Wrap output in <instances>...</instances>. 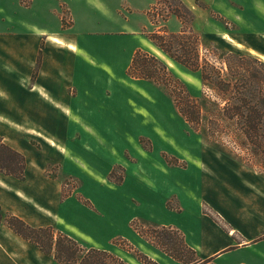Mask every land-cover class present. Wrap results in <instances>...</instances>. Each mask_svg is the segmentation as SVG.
Here are the masks:
<instances>
[{"label": "crops", "instance_id": "1", "mask_svg": "<svg viewBox=\"0 0 264 264\" xmlns=\"http://www.w3.org/2000/svg\"><path fill=\"white\" fill-rule=\"evenodd\" d=\"M71 1L67 5L60 0H0V121L6 133L14 129L11 121L24 124L19 120L34 118L51 127L56 124L59 131L61 120L69 119L67 138L69 142L77 138L74 147L80 145L79 137L93 131L85 120L90 117L86 114L88 99L104 98V67L111 71L112 63L124 73L134 52L151 43L142 30L151 23L147 10L154 0ZM61 6H66L63 11L67 16H62ZM172 20L182 27L177 17ZM92 33L101 36L97 40ZM125 49L127 60L119 57ZM26 128V136L44 142L41 151L36 153L24 145L28 151L23 154L5 143L0 134L1 141L25 160L22 179L0 175L2 214L14 215L31 227L52 226L55 233L70 237L84 251H104L101 264H264L263 174L255 171L248 175L235 161H226L224 166H213L212 175L198 171L202 176L194 180L196 187L167 177L161 180L163 193L140 187L128 196L133 211L125 210L124 204L109 206L104 213L88 209L95 218L104 215L95 220L98 229H88L65 221L50 202L38 201L25 189L24 185L39 190L50 186L49 176L33 175L34 169H44L47 160L54 156L60 161L64 155L63 146L50 131ZM32 156L42 161V166L36 168ZM126 181L124 176L120 185ZM107 182L104 188L120 187ZM189 249L194 252L192 261ZM80 261L60 262L54 250L47 254L0 223V264Z\"/></svg>", "mask_w": 264, "mask_h": 264}, {"label": "rangeland", "instance_id": "2", "mask_svg": "<svg viewBox=\"0 0 264 264\" xmlns=\"http://www.w3.org/2000/svg\"><path fill=\"white\" fill-rule=\"evenodd\" d=\"M60 1L67 5L69 2L72 3L71 0ZM182 2L193 14L191 16L180 8L188 22L192 18L187 26L199 37L200 56L206 54L209 60L218 62L226 53L236 51L264 62L262 57L264 56V0H186L187 4L183 0ZM63 7L65 9L66 6ZM63 7L62 16H67ZM173 7H179V4L173 0H154L147 10L151 23L142 30L144 36L148 38V35L153 33L180 31L182 27L180 28L175 20H172L174 15H170L171 20L167 21L170 17L168 9ZM177 27L180 28L178 31H172ZM99 36L101 35L92 33L94 39L98 40ZM150 42L153 43L151 40ZM151 43L148 42L147 47L142 49L147 54L146 56L143 54L142 58L145 63L154 68L155 62L150 55L157 57L165 63L168 73L174 79L184 82L200 103L206 101V107L202 110L201 124L197 130L188 125L178 113L164 84L151 78L132 77L128 75V69L122 73L123 70L112 63L109 65L114 68H110L112 72L104 67V98L101 99L98 95L88 99L86 114L90 117H86L85 120L93 131L90 132L91 134L79 137L80 145L74 147L73 142L77 141V138L71 142L67 138L68 124L71 123L69 119L61 120L63 128L59 131L56 124H53L56 128L54 129L46 125L47 122L34 118L19 120L25 122L24 124L11 121L14 129L7 133L3 121H0L3 141L23 154L28 151L24 149L26 146L36 153L38 149L41 151L40 144L43 142L37 138L33 139L32 136H26L23 132L28 130L26 126L43 128L48 133L50 131L55 136V140L63 146V159L58 161L53 156V160L52 158L47 160L48 164L44 169L41 168L43 172L37 168L39 164L42 166V161L39 163L37 157L32 156V163L37 168L34 169L33 175L38 173V175H48L51 185L45 186L44 190H39L34 185L28 187L24 185V187L38 201L46 204L50 202L49 206L54 208L65 221L81 224L88 229L93 227L98 229L100 224L95 220H101L104 215L95 218L88 209L92 211L97 209L99 213H104V209L109 206L117 208L118 205L124 204L122 207L125 210L133 211V204L126 199L135 195L138 188L163 193L165 185L161 180L167 177L196 187L194 180L202 176L197 173L198 171H203L204 175H212V167L224 166L226 161H235L248 175H253L255 171L263 174V168L255 156H250L253 157L251 160L249 157L248 163L251 166L246 165L243 159L246 153L233 147L229 142V136L208 137L206 123L208 117L214 116L212 102L218 101V95L209 87L202 85L194 73L174 63ZM126 50L123 53L119 52L120 59L127 60ZM104 64L108 63L104 62ZM75 122L82 125V121ZM15 127L19 130H15ZM216 142H222L224 145L219 147ZM229 170L238 176L234 172L235 169ZM2 174L4 172L0 171V175ZM124 176H127V181L120 185ZM89 178L94 182L89 181ZM107 180L119 184L120 187L104 188V184L108 183ZM12 181L16 182L14 179ZM56 191H58L57 195ZM65 197L69 199L63 201ZM178 217L180 214H177ZM77 245V248H81V252L77 253L80 258L85 251L78 243Z\"/></svg>", "mask_w": 264, "mask_h": 264}, {"label": "trees", "instance_id": "3", "mask_svg": "<svg viewBox=\"0 0 264 264\" xmlns=\"http://www.w3.org/2000/svg\"><path fill=\"white\" fill-rule=\"evenodd\" d=\"M173 1L179 7L168 9V15L177 17L182 23V29L175 33H153L148 38L174 63L194 73L202 85L218 95V101H210L214 106V116L207 119L208 137L229 136L230 144L247 154L243 156L246 165L251 166L248 163L249 157L255 156L264 174V62L236 51L226 53L218 62L209 60L206 54L200 56L199 37L187 26L192 18L188 22L180 8L191 16L193 14L182 0ZM213 53L216 54L214 51ZM143 54L147 55L142 49L134 52L128 66V75L151 78L164 84L178 113L188 125L197 130L206 101L200 103L184 82L174 79L168 73L165 63L157 57L150 55L155 67L148 66L142 59ZM216 145L222 147L224 143L216 142ZM24 166L23 155L4 144L0 138V171L22 179ZM2 222L43 252L49 254L54 250V257L60 262L69 263L79 259L77 253L81 252V248H77L76 241L65 234L55 233L52 226L31 227L22 219L2 214L0 210V223ZM104 254V251L89 249L80 257V264H101ZM188 259H194L191 249Z\"/></svg>", "mask_w": 264, "mask_h": 264}]
</instances>
